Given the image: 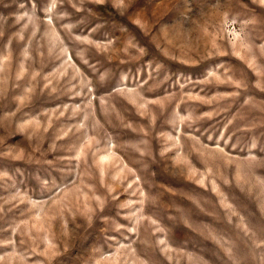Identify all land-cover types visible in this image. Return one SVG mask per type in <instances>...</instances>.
Returning <instances> with one entry per match:
<instances>
[{"label": "rangeland", "instance_id": "rangeland-1", "mask_svg": "<svg viewBox=\"0 0 264 264\" xmlns=\"http://www.w3.org/2000/svg\"><path fill=\"white\" fill-rule=\"evenodd\" d=\"M0 264H264V0H0Z\"/></svg>", "mask_w": 264, "mask_h": 264}]
</instances>
